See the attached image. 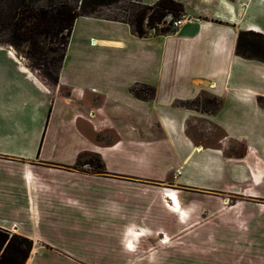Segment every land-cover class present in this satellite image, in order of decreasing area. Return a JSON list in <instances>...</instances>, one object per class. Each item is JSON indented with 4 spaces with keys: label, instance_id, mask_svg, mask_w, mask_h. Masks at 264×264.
Listing matches in <instances>:
<instances>
[{
    "label": "crops",
    "instance_id": "obj_1",
    "mask_svg": "<svg viewBox=\"0 0 264 264\" xmlns=\"http://www.w3.org/2000/svg\"><path fill=\"white\" fill-rule=\"evenodd\" d=\"M175 1L183 22L171 33L78 16L53 82L0 40V227L33 241L25 264H187L170 250L184 246L155 243L198 208L187 189L231 186L245 163L228 156L238 155L228 138L264 154L253 141L264 139V61L237 50L251 14L264 20V0L249 10L238 0ZM203 97L216 106L187 104ZM88 154L100 169L79 165Z\"/></svg>",
    "mask_w": 264,
    "mask_h": 264
},
{
    "label": "rangeland",
    "instance_id": "obj_2",
    "mask_svg": "<svg viewBox=\"0 0 264 264\" xmlns=\"http://www.w3.org/2000/svg\"><path fill=\"white\" fill-rule=\"evenodd\" d=\"M238 1L246 10L252 9L254 0ZM159 4L148 6L139 0H109L107 3L100 0H0V40L17 46L29 65L42 78L53 82L66 51L72 11L125 20L135 31L143 27L146 35L174 32L178 27L175 22L183 19V13L172 9V3ZM251 15L252 29L241 31L237 50L241 55L264 61V33L261 32L264 20ZM136 92L144 96L150 94L151 89L141 87ZM187 104L209 110L216 106V101L203 97ZM189 126L197 132L208 131V124L195 119L189 121ZM250 141L236 137L225 141L229 153L238 154L228 156L237 164L245 163L236 166L234 182L214 193L187 189L185 195L196 197L198 208L190 206L185 213L188 217L183 220L188 223L182 228L177 226L168 237H155V243L184 246V252H180L179 247L170 250L173 255H181L182 260L187 259V264H196V260L202 259L208 260L207 264H264V154L262 146H253L250 150ZM253 141L261 144L264 139ZM248 151L252 154L246 157L241 154ZM79 162L81 166L100 169L99 158L95 155H85ZM232 177L229 172L227 180L231 181ZM166 187L181 189L173 185ZM168 190L165 189L164 194L173 197V191ZM172 202L170 200L172 208L178 211L179 206L175 205L178 202Z\"/></svg>",
    "mask_w": 264,
    "mask_h": 264
},
{
    "label": "trees",
    "instance_id": "obj_3",
    "mask_svg": "<svg viewBox=\"0 0 264 264\" xmlns=\"http://www.w3.org/2000/svg\"><path fill=\"white\" fill-rule=\"evenodd\" d=\"M100 2L107 3L109 0H100ZM162 3H172L174 5L172 9H174L176 12H182L183 10L182 4L175 0H161L159 5L163 6ZM72 12L73 21L69 30H71L75 18L80 15H87L80 14L77 11ZM136 32L141 36L146 35V31L143 27L137 28ZM32 247L33 241L31 239L19 234L11 235L9 231L0 227V264H25L28 257L30 256Z\"/></svg>",
    "mask_w": 264,
    "mask_h": 264
},
{
    "label": "built area",
    "instance_id": "obj_4",
    "mask_svg": "<svg viewBox=\"0 0 264 264\" xmlns=\"http://www.w3.org/2000/svg\"><path fill=\"white\" fill-rule=\"evenodd\" d=\"M182 22H183V19H179V20H177V21L175 22V25H176V26H179V25L182 24Z\"/></svg>",
    "mask_w": 264,
    "mask_h": 264
},
{
    "label": "bare ground",
    "instance_id": "obj_5",
    "mask_svg": "<svg viewBox=\"0 0 264 264\" xmlns=\"http://www.w3.org/2000/svg\"><path fill=\"white\" fill-rule=\"evenodd\" d=\"M169 199H171L172 201H174L173 203L175 204L176 202H175V200L173 199V197L169 194V197H168Z\"/></svg>",
    "mask_w": 264,
    "mask_h": 264
}]
</instances>
